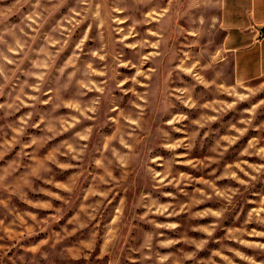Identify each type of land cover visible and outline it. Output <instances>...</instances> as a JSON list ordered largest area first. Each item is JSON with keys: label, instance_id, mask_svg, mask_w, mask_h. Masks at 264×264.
Here are the masks:
<instances>
[{"label": "rangeland", "instance_id": "1", "mask_svg": "<svg viewBox=\"0 0 264 264\" xmlns=\"http://www.w3.org/2000/svg\"><path fill=\"white\" fill-rule=\"evenodd\" d=\"M217 0H0V264H264V79Z\"/></svg>", "mask_w": 264, "mask_h": 264}, {"label": "crops", "instance_id": "2", "mask_svg": "<svg viewBox=\"0 0 264 264\" xmlns=\"http://www.w3.org/2000/svg\"><path fill=\"white\" fill-rule=\"evenodd\" d=\"M222 50L240 85L264 79V0H217Z\"/></svg>", "mask_w": 264, "mask_h": 264}]
</instances>
